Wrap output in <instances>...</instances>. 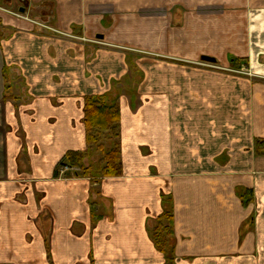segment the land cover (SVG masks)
<instances>
[{"label":"crops","instance_id":"1","mask_svg":"<svg viewBox=\"0 0 264 264\" xmlns=\"http://www.w3.org/2000/svg\"><path fill=\"white\" fill-rule=\"evenodd\" d=\"M25 1L0 0V264H264V0ZM88 97L120 107L123 175L56 178Z\"/></svg>","mask_w":264,"mask_h":264},{"label":"trees","instance_id":"2","mask_svg":"<svg viewBox=\"0 0 264 264\" xmlns=\"http://www.w3.org/2000/svg\"><path fill=\"white\" fill-rule=\"evenodd\" d=\"M121 111L118 103L110 102L106 97H88L85 100V130L87 150L85 152H70L58 165L55 177L63 170H68L71 176H80L91 180L121 177L123 166L120 146ZM103 142L109 146L102 154L104 166L92 168L95 164L86 165V161L96 151L102 150ZM97 147V148H96ZM100 164V163H99ZM102 164V163H101ZM174 218L165 212L159 219L153 231V236L162 252L166 253L168 239L173 235Z\"/></svg>","mask_w":264,"mask_h":264},{"label":"rangeland","instance_id":"3","mask_svg":"<svg viewBox=\"0 0 264 264\" xmlns=\"http://www.w3.org/2000/svg\"><path fill=\"white\" fill-rule=\"evenodd\" d=\"M21 1L22 2H26L25 0H21ZM257 1H259V0H257ZM22 2H20L19 0H12L11 7H12L14 13L19 14L20 13L19 12V8L25 7V5ZM174 19H173V23H176V20H174ZM129 60H130V62H129L130 64H132L133 66L136 65L135 63H133V60L131 58ZM205 66L212 67L213 65H210V63H207V65H205ZM108 146H109V143L108 142H103V145H102L103 148H102V150L101 151L94 152L89 157V159L86 161V165H88V164H95V166L92 167V168H96L98 166H104V163H103L104 162V159H102V154L106 152Z\"/></svg>","mask_w":264,"mask_h":264},{"label":"water","instance_id":"4","mask_svg":"<svg viewBox=\"0 0 264 264\" xmlns=\"http://www.w3.org/2000/svg\"><path fill=\"white\" fill-rule=\"evenodd\" d=\"M21 13H24L25 10L21 9L20 10ZM202 61L206 62V63H210V64H216V60L214 58L208 57V56H203L202 57Z\"/></svg>","mask_w":264,"mask_h":264}]
</instances>
